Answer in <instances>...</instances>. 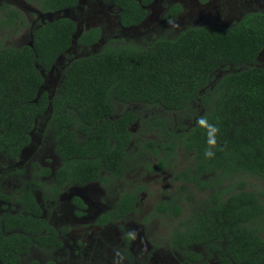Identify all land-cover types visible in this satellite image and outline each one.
<instances>
[{
	"label": "trees",
	"instance_id": "obj_1",
	"mask_svg": "<svg viewBox=\"0 0 264 264\" xmlns=\"http://www.w3.org/2000/svg\"><path fill=\"white\" fill-rule=\"evenodd\" d=\"M79 1L34 4L42 14L54 15L75 10ZM155 1L110 0L123 29L140 27ZM2 11L1 29L11 30L17 21L25 26L17 10L3 6ZM181 13L180 6H173L164 20ZM77 30L67 18L45 21L32 31L31 44L0 48V156L18 162L37 124L47 118L46 131L61 161L49 185L36 178L23 183L14 201L18 212L0 215V264H20L31 248L61 247L42 218L36 191L47 202L67 188L108 186L123 178L130 164L140 166L141 157L153 159L146 165L148 172H165L175 167L179 149L193 164L177 172L173 181L182 183L179 191L185 194L189 186L206 194L191 219L180 223L168 240L179 264H264V191H249L243 181L249 177L264 182V67L256 65L264 50V14L246 13L229 28L189 27L174 39L160 37L143 46L106 44L97 53L68 62L50 95L42 91L43 74L67 54ZM100 39L95 28L82 32L76 43L89 49ZM217 72L223 74L215 79ZM133 106L167 115L146 121L155 138L140 143V155L133 154L137 135L132 132L140 118L132 111L117 113L118 107ZM34 169V177L50 176L47 168ZM146 191L140 186L120 193L114 209L96 224L125 218ZM0 200L12 202L1 193ZM181 203L174 195L160 201L155 211L178 218ZM73 204L85 208L77 198Z\"/></svg>",
	"mask_w": 264,
	"mask_h": 264
},
{
	"label": "rangeland",
	"instance_id": "obj_2",
	"mask_svg": "<svg viewBox=\"0 0 264 264\" xmlns=\"http://www.w3.org/2000/svg\"><path fill=\"white\" fill-rule=\"evenodd\" d=\"M34 2L35 0H0V20L3 18L2 7L6 6L21 13L25 21L23 27L17 21V26L11 30L0 28V48H20L31 44L32 31L45 21L67 18L75 22L78 30L70 50L59 58L48 74H43L42 91L50 95L62 81L68 62L97 53L106 44L117 45L124 41L143 46L160 37L174 39L187 27L217 25L229 28L246 13H264V0H207L206 4H202L200 0H156L147 9V19L140 27L125 30L119 25L118 11L111 5L110 0H80L75 10L54 15L42 14ZM175 5L181 6L182 14L173 21L164 20L167 10ZM95 28L101 31L100 41L89 49L79 47L76 43L79 35ZM256 65L264 67V50ZM222 74L217 72L214 78L218 79ZM193 108L198 114L201 113L197 105ZM125 111H132L140 118L141 126L137 124L132 129L137 135L133 154L140 155V143L155 138L148 132L146 121H155L167 115L162 110L137 106L117 108L118 115ZM169 118L173 122L177 119ZM46 124L47 118L37 124L31 135L30 146L17 163L0 157V193L13 201L17 199L23 183L30 181L34 166L46 167L52 172L60 167V160L54 154L52 138L46 131ZM183 124L190 126L187 120ZM151 162L152 158L141 157L140 166L130 164L128 173L121 179L112 180L108 186L95 183L82 189H67L55 207L52 204L46 206L42 200V192L37 191L35 199L43 210L44 218L60 233L63 247L57 251L32 249L22 259L21 264H179L180 257L169 249L168 240L180 223L191 219L194 208L203 204L206 194L199 193L193 186H189V193L185 194L179 191L182 183L173 181L177 172L184 171L193 164V158L181 149L177 152L175 167L165 172H148L146 165ZM243 181L249 191H264L262 181L249 177H245ZM140 186L147 191L139 196L135 213L121 223L104 228L96 227L97 219L114 209L120 193ZM174 195L182 199L181 216L172 218L158 215L155 211L157 204ZM73 197H79L86 205L82 217L77 215L79 211L71 202ZM189 197L192 198L191 201H188ZM2 205L0 202V213ZM18 210L19 206L12 204V211ZM126 234L131 236V258L126 253ZM130 259L131 263L128 262Z\"/></svg>",
	"mask_w": 264,
	"mask_h": 264
},
{
	"label": "flooded vegetation",
	"instance_id": "obj_3",
	"mask_svg": "<svg viewBox=\"0 0 264 264\" xmlns=\"http://www.w3.org/2000/svg\"><path fill=\"white\" fill-rule=\"evenodd\" d=\"M202 3V2H201ZM207 3V0L205 1V2H203L202 4H206ZM176 6V5H175ZM179 6V5H178ZM181 7V6H180ZM149 8V7H148ZM147 8V9H148ZM182 12H183V10H182ZM254 12H259V11H254ZM148 13V12H147ZM262 13V12H261ZM182 14V13H181ZM264 14V13H263ZM179 17V16H178ZM173 21V20H172ZM202 27V26H201ZM187 28H189V27H187ZM187 28H185V29H187ZM135 29V28H134ZM184 29V30H185ZM125 30H127V29H125ZM26 150V149H25ZM24 150V151H25ZM23 151V152H24ZM53 151H54V148H53ZM23 152H22V154H23ZM22 154H21V156H20V159H21V157H22ZM55 154V153H54ZM0 157H2V156H0ZM3 158H5V157H3ZM5 159H7V158H5ZM19 159V160H20ZM59 159V158H58ZM8 160V159H7ZM60 160V159H59ZM8 161H10V160H8ZM11 162V161H10ZM13 163H17V162H13ZM60 167H61V161H60ZM59 167V168H60ZM42 168H46V167H42ZM58 168V169H59ZM47 169H49V168H47ZM57 169V170H58ZM50 170V169H49ZM54 173L55 172H52L51 170H50V176H48V177H46V178H44V177H34L33 175H34V172L32 173V177H31V179H34V178H36V179H38L39 180V182L41 183V185L42 184H44V185H49L51 182H52V179H53V176H54ZM31 179H30V181H31ZM89 186V185H88ZM87 187V186H86ZM71 188H75V187H71ZM71 188H67V189H71ZM85 188V187H84ZM67 189H64L63 190V192H62V194L67 190ZM75 189H82V188H75ZM37 192V191H36ZM35 192V193H36ZM62 194L58 197V199L57 200H55V201H53V200H51V201H47V202H44V204L46 205V206H48V205H50V204H52L51 206L52 207H55V204H58V202H59V200H61V197H62ZM34 197H35V194H34ZM36 198V197H35ZM79 199L80 201H81V203H83V205L85 206V208L83 209V208H81V207H79V206H76V205H74L73 204V200L74 199ZM42 200H43V196H42ZM0 202L3 204L2 206H1V209H2V212L0 213V215H2L3 214V212H11V213H17V212H15V211H12V204H15V202L12 200V202L11 203H8V202H3V201H1L0 200ZM37 202V201H36ZM71 202H72V204H73V206L76 208V209H78V211L79 212H77V215L79 216V217H82L83 216V211L86 209V205L84 204V202H83V200L82 199H80L79 197H73L72 198V200H71ZM139 203V202H138ZM138 203H137V205H138ZM7 205H11L10 207H7ZM137 205H136V207H137ZM136 207H135V211H133L132 213H130L128 216H126L125 218H123V219H120V220H117V221H115L114 223H112V222H110V223H106V224H104V225H97L96 223H97V221H98V219H97V221L95 222V225H96V227H100V228H104V227H106L107 225H114V224H118V223H121V222H123L127 217H129L131 214H133V213H135L136 212ZM41 208V207H40ZM19 209H20V207H19ZM41 210H42V208H41ZM111 212V211H110ZM110 212H108V213H110ZM108 213H106V214H108ZM106 214H104V215H106ZM104 215H102V216H104ZM42 218L48 223V221L44 218V216H43V210H42ZM48 225L50 226V227H52L49 223H48ZM53 228V227H52ZM53 230L56 232V235H57V237H56V240L60 243V245H61V247L59 248V249H61L62 247H63V242H62V240H61V237H60V233L56 230V229H54L53 228ZM122 231L123 232H125L123 229H122ZM124 241H125V243H126V248H127V250H126V253L129 255V258H131V255H130V253H129V250H130V241H131V236L130 235H128V234H126L125 235V239H124ZM169 245V244H168ZM32 249H39V250H47V248L46 249H40V248H31L29 251H28V253L27 254H25V255H23L22 256V259L25 257V256H27V255H29V253H30V251L32 250ZM58 249V250H59ZM169 249H170V247H169ZM48 251H51V250H48ZM55 251H57V250H55ZM173 251V250H172ZM129 263H131V259H130V261H128ZM22 263V260H21V262H20V264Z\"/></svg>",
	"mask_w": 264,
	"mask_h": 264
},
{
	"label": "clouds",
	"instance_id": "obj_4",
	"mask_svg": "<svg viewBox=\"0 0 264 264\" xmlns=\"http://www.w3.org/2000/svg\"><path fill=\"white\" fill-rule=\"evenodd\" d=\"M209 155H210V153H209Z\"/></svg>",
	"mask_w": 264,
	"mask_h": 264
}]
</instances>
